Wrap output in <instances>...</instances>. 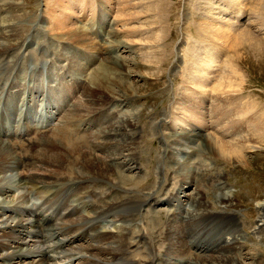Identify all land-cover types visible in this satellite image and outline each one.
I'll return each instance as SVG.
<instances>
[{"label":"rangeland","instance_id":"374dc122","mask_svg":"<svg viewBox=\"0 0 264 264\" xmlns=\"http://www.w3.org/2000/svg\"><path fill=\"white\" fill-rule=\"evenodd\" d=\"M3 1L0 0V12L3 13L0 14V20L4 17L12 19V23H9L14 24L13 29L16 28L14 32L19 33L14 34L19 40L18 45L14 46L15 52L10 54L12 57L9 55L6 57L0 56V61L2 59H10V63H12V60L15 59L19 51L25 58L23 60L26 63L23 64L24 61L19 58L13 66L9 64L8 67H12V72H10V77L7 76L5 81L15 82L14 84L17 85L20 93L28 90V85L32 86L33 94H36L31 98V103L33 102V106L36 109L40 108V103L44 100L48 101V104L50 102L52 104L55 103V101H58V95L61 93L64 95L70 90V84L71 86L75 84L72 83L70 75L71 72L73 78L76 77L71 70V64L76 63V66H78L79 62L84 63L88 71L94 72L96 67L104 62V58H98L97 53L94 52V46L78 44L74 40L73 42H70V40H60L52 32L45 31L39 22L42 14H47L50 18L53 12L59 14L61 12L65 14L68 12V14L72 15L74 23H83L82 25L91 36L89 41H93L91 45H98L102 49H105L110 39V34H104L103 30L107 32L108 29H111L109 25L112 23L123 34L122 38L134 42L139 47L134 53L130 50L123 52L126 58L130 60L131 58L134 59L131 68L132 75L121 82L124 84L122 85V89L126 93L124 98L134 96L133 99H130L132 105L128 109L136 110L138 126L140 127V132L136 136L138 147L135 166L138 169L132 170L130 174L144 176L139 182L137 186L138 192L135 194L145 195L146 193H153L152 196L154 198L150 200L152 206L143 208L142 214L140 213L137 216L139 227H136L134 222L128 223L133 230L129 234V238H131L133 243L124 247V250L128 252L127 256L132 260L135 259L134 261H143L148 255L150 257L153 254L166 256L168 241L164 239V236L170 223V217L173 215V211L171 212V210H174V207L171 209L170 204L163 200L179 188L177 192L181 189L180 196H184L182 199L187 203L190 200V194L194 191L193 189L198 187L202 192H207L205 194L202 193L203 197L209 200L214 208L220 209L223 204L218 202L217 195L221 191L219 184L222 179V181L225 180L224 182L227 187L235 194L234 202L228 209L240 214V232L243 236L242 243H240L242 245L241 256L244 258L246 264H264V226L257 233L253 231L255 223L259 219L257 205L264 201V149L248 151L246 153L240 150L242 155H245L250 161L249 166H242L238 162H229L214 152L205 153L202 149L191 150L189 155H186L184 146L177 145V140L181 139L173 136L171 126V122L177 116L187 117L188 120H191L189 121L192 124L198 125L197 122L201 119V113H203L205 114L203 118L206 119V126H209L207 128L209 132L217 135L219 131L223 130L225 133L228 132L225 139L232 140V133H235L233 125L236 123H233L232 119L234 115L232 113L235 114L237 111L228 113L227 115V109L223 113L220 109H223V102H225L224 91L227 87L224 81L229 71L228 59L235 58L234 64L237 71L238 66L236 65V53L235 56L231 51L227 54L224 39L220 38V35H217L216 31L224 28L226 30L231 29L232 32L239 34L243 31H249L263 44L261 48L260 45H255L254 49L247 47L244 50H240L242 54L244 53L243 55L247 60L244 62L242 68L240 67V74L245 81L243 82L244 92L239 97H243V104L240 105L242 106L240 109L245 113L247 112L244 119L247 124L245 125L246 129H244L246 133L250 135V132L257 129L256 132L260 131V133L264 134V0H11L13 3H7L8 6ZM11 6L12 10L10 9ZM9 9L11 10L10 12ZM115 20L116 22H114ZM47 26H50V24H46ZM213 30L215 34L212 32ZM29 35L32 36V40L36 37L35 43H37V47H26V42L24 43L21 40ZM23 43L25 45H22ZM13 54L15 55L13 56ZM70 57H74V59H70ZM4 60L0 63H3ZM48 60L54 64L51 66L49 63L50 67L44 69V65H46ZM32 63L37 64V67H34V72L30 73V68L33 67ZM68 66L70 72L67 70ZM23 67L24 69H22ZM25 70V74L27 75L24 74ZM19 74L22 77L18 76ZM11 77V80L8 79ZM86 80L85 83L81 82L85 87L89 83V78ZM204 88L212 90L211 98H205ZM191 89L196 91L197 94L194 102L191 100L189 103L184 100V97L191 93ZM40 90L42 92L46 90L44 95ZM78 93L80 92H72L70 103L62 105L59 109L52 105L54 107L52 109L59 112L58 116H56L57 118L53 121L54 124H59V122L62 124L67 118L65 115H70L72 107L78 105L77 100H80V97L83 95L82 92ZM20 97L22 98L23 95H20ZM239 97L234 98L237 102L234 105L242 103ZM19 98L16 99V103L20 101L21 98ZM49 99H52L54 102H49ZM61 99L65 100V95ZM61 99L59 102L62 101ZM219 99H222V105L219 104L221 102ZM107 107L104 108V111L109 110ZM253 107L255 108L253 109ZM66 110L69 112L67 113ZM112 110L114 109L112 108ZM186 114H189L191 118L186 116ZM188 120L186 121L187 123H189ZM20 122H17L16 118H14L11 123L9 121V124L14 127L17 124H26V120ZM47 127H38V129L45 130ZM38 133L41 134L39 135ZM35 134L31 132L25 136L27 139L34 140L32 139L33 137L42 141L43 137H38L43 136L44 132L36 131ZM201 139L197 142H204ZM43 140L45 139L43 138ZM19 141H21L19 138L14 139V142L22 144V141ZM183 142L185 141L183 140ZM262 142L264 145V141ZM29 148L30 146H28V151L26 150L28 152L26 155L30 154L32 157L34 153ZM20 150L22 151L21 148ZM20 150L18 149V151ZM22 154H25V151ZM191 154L194 157L190 161V164H187L184 161L190 159ZM182 155H185V157H182ZM179 159L181 160L180 166L179 164H175L176 160ZM31 167L21 166L19 170L22 174L42 172V170L39 171V167ZM200 170L204 171V173L203 177L199 178L198 172ZM220 170L225 172L224 179L221 177L220 179L217 176ZM190 171L194 176H197V183H193L191 188H183V191L181 188L183 176ZM52 189L55 191L58 187H53ZM21 190L25 192L24 188ZM60 190L57 197L60 199V202H71L76 198L75 195L69 194L70 192L66 189L63 191L61 188ZM14 193L17 195L19 190H15ZM176 193H173V195ZM33 198L39 202L44 199L40 193L33 195ZM155 198L158 199L156 200ZM148 199H151V197ZM21 209L23 212V208ZM17 214L19 212L13 213L14 216ZM20 216L26 217L23 214ZM74 216L72 218L75 220L80 214ZM110 219L102 217L101 220H104L102 225L113 229L114 223ZM57 222L62 225L65 222V218H61ZM83 225L84 223L80 222L78 224L79 227ZM220 232L221 236H227L230 233V231L226 232V230H221ZM143 233L146 243L140 242L138 244L139 234L142 235ZM150 237L155 238L154 244H149L148 241H151ZM78 240L76 239V241ZM26 241L23 248H29L31 251L44 249L42 245L52 244L51 241H45V238L40 237L29 236L26 238ZM79 241H81L79 244L86 245L87 247V242H83V240ZM208 243L210 248L206 245L205 249H203V244L199 246V249H203L200 253L203 255H218L220 252L215 246L216 242ZM64 245L70 246L71 249H74L75 246L69 245L67 242ZM187 249L190 252H194L195 250L189 247L188 244ZM73 252H56L55 258L51 263L65 264L70 262L72 259L71 253ZM88 252L90 251L88 250ZM84 253H86V250ZM10 258L8 257L3 262L7 263L10 261ZM31 259L28 256L18 258V261L14 258L10 263L27 264ZM210 262L206 259L203 264H211Z\"/></svg>","mask_w":264,"mask_h":264},{"label":"bare ground","instance_id":"6f19581e","mask_svg":"<svg viewBox=\"0 0 264 264\" xmlns=\"http://www.w3.org/2000/svg\"><path fill=\"white\" fill-rule=\"evenodd\" d=\"M3 2L5 4L13 3L11 0H4ZM10 9H13L12 6ZM10 9L9 12L11 11ZM0 14L3 13L0 12ZM71 16L72 15L68 14V12H66V14L63 12L60 14L53 12L50 18L47 14H42V17H40L41 19L39 18V22L45 31L52 32V34L60 40H70V42L74 40L78 42V44L81 43L94 46V52L97 53L98 58L103 57L104 62L96 67L94 72L88 71L84 63L82 64L79 62V67L76 66V63L73 65L71 64V70L76 76L75 78H73L68 66L67 70L70 72L72 83L76 84L72 86L70 84V91L82 92L83 95L80 97V100L78 99L79 101L77 100L78 105L72 107L70 111V115L72 116L65 115L67 118L63 123L61 121V126L54 128L51 133L45 130L41 137H38L41 133L35 136L38 138L43 137L45 140L42 138V141H40V139L38 140L32 137V139L37 141L25 139V143L22 142L23 144H20L10 139H5L3 138L5 135L1 136L0 134V264H15L10 263L12 259L16 258L17 260L25 256L32 258L27 264H47L53 257L50 251L48 249L31 251L29 248H23L27 242L26 238L29 236L36 238L46 237L47 232L52 236L58 232H60L61 235L64 231L71 234L63 238H58L56 240L57 245L60 243L64 245L65 242L69 245H73L77 242L76 239L88 243L86 248L90 251V260L82 261L80 264H203L206 259L211 261V264H246L240 253L242 249L240 243H242L243 237L240 232V214L228 209L234 202L235 194L227 187L224 182L225 180L222 181L221 178L225 176L223 170L218 171L217 175L219 178L221 177V181L219 179L221 191L217 195L218 202L223 204L220 209L214 208L210 201L203 197L204 195L202 193L204 192L198 187L193 189L194 191L190 194V200L187 203L182 199L184 196H180L181 189L174 195L172 193L171 197L166 198L168 202L172 204V207H174V210H171V212L173 211V215L170 217V223L167 226V231L164 236V239L168 241L166 256L151 254L152 256L149 257L148 255L146 259L143 258L145 259L143 261L141 259V261H134L135 259L132 260L127 256L124 247L133 243L131 238H129V234L133 230L128 223L134 222L135 226L139 227L137 216L140 213L142 214V209L149 205L151 203L150 200L154 198V196H152L153 193L136 195L135 193L138 192L137 186L144 176H134L130 174L132 170L138 169V167L135 166L138 147L136 136L137 133L140 132V128L138 126V115L136 110L128 109V107L132 105L130 99H133L134 96L124 98L126 93L122 89V85L124 84L121 83L124 79L132 75L131 68L134 59L131 58L130 60L126 58L123 52L130 50L134 53L139 47H137L134 42L122 38L123 34H121L120 30L118 31V28L110 22L109 28L111 29H108L107 32L103 30L104 34H110V39L105 49L98 47V45H91L93 41H89L91 36L82 25L83 23H74ZM4 18L0 20V56L6 57L9 55L12 57L10 54L15 52L14 46L18 45L17 43L19 40L14 33L18 32H14L16 28L13 29L14 24H11L12 19ZM5 22L7 23L2 25ZM114 22H116V20ZM46 24H50V26H47L48 28L50 27L49 30ZM214 30L212 32L215 34ZM216 32L217 35H220V38L224 39L227 47V54L231 51L235 56L236 53V65L238 66L239 72L235 68V58L228 57L229 71L224 81L227 89L224 91L225 102H223V109H220L222 113L227 109V115L228 113L237 111L235 114L232 113V115H234L232 119L233 123L236 122L233 125L235 133H232L233 136L229 133L232 136V140H226L225 138L228 132L225 133L221 130L217 135L209 132L207 129L209 126H206V119L203 118L205 114L201 113L202 116L197 122L198 125L192 124V122H190L191 120L189 119V121L187 117H175L171 122L173 136L181 139L177 140V145L184 146L186 155H189L191 150L202 149L205 153L214 152L216 155L221 158L223 157L224 160H228L229 162H238V164L240 163L242 166H249L250 161L245 155H242L240 150L246 153L248 151L264 149V145L262 144V141H264V134L260 133V131L256 132V128V130L250 132V135L244 130L246 129L245 125H247L244 121L247 112L245 113L240 109L242 107L240 105L243 104V97L240 98L239 96L244 92L243 82L245 80H243L240 74V69L247 58L240 50H244L247 47L254 49L256 47L255 45H260L261 48L263 44L249 31H243L239 34L232 32L231 29L226 30L223 28L220 30L218 29ZM31 37L32 36L29 35L21 40L24 41V43L26 42V47H37V43H35L36 37L33 40ZM112 38L115 40H112ZM24 43L22 45H25ZM107 54L108 56H106ZM14 55L15 54H13V56ZM19 58L22 60L25 59L18 51L12 63H10V59H2L4 62L0 63V131L2 127L1 121L6 118L3 117V114L6 115V104L9 105V103H13L12 115L17 116L18 121L27 117V110L28 113L31 112L33 114V118L40 113L38 109H34L33 102L31 103V98L36 94H33L34 91L32 86L28 85V90L20 93V90L17 89V85L14 84L15 82L5 81L10 72H12V67L10 66H13ZM71 58L74 59V57H70V59ZM23 61L24 64L25 60ZM49 63L51 66L54 64L48 60L46 65H44V69L50 67ZM9 64L11 65L8 67ZM34 67H37V64H33V67L30 68V73L34 72ZM22 69H24V67ZM18 76H20V74ZM87 78H89V83H87L85 87L82 83H85ZM8 79L11 80L12 77ZM7 85L9 86L8 88ZM236 86H238L239 89H237L238 87ZM204 89L205 98H211L212 90L208 88ZM45 91L42 92L40 90L43 95ZM190 92L189 95L184 97V100L189 103L191 100L194 102V98L197 94V92L192 89ZM49 94L51 93L49 92ZM66 94L67 93L64 95ZM20 95H23V97L21 98ZM64 95L61 93L58 97H63ZM19 97L21 100L25 98V104H27L28 107H26L24 103L20 106L15 103L17 102L16 99ZM236 97H239V100L242 102H240L241 104L236 105ZM52 99H49V102L53 101ZM222 99H219L221 101L219 102L220 105H222ZM59 100L60 99H58V101ZM235 102L236 104L234 105ZM49 104L59 105L57 101L53 104L50 102ZM106 107L109 110L104 111ZM112 108L114 110H112ZM254 108L255 107H253V109ZM187 112L189 113V111ZM42 114L43 113H40L41 116ZM186 116L191 118L189 114H186ZM186 119L189 123L186 122ZM26 120H28V118H26ZM17 131L18 129H15V132ZM32 133L35 134V132ZM24 138L27 137L25 136ZM201 138L204 142L198 143ZM183 140L185 142H183ZM28 146H30V151L34 153V155L32 154V158L30 154L27 156H23L22 154V151H25V154L28 153L26 152V150L28 151ZM18 149L20 151H18ZM182 157H185V155H182ZM193 157L194 155L191 154L190 159L184 162L190 164ZM179 160H176L175 164H179L180 166L181 160ZM22 165H30L33 166V168L39 167V171L42 170V172L22 174L19 170ZM203 173L204 171L202 172L201 170L198 172L199 178L203 177ZM196 177L197 176H194L191 171L185 174L183 176L181 188H191L193 183H197L198 179H196ZM53 187H58V189L53 191ZM23 188L25 192L21 190ZM61 188L63 191L66 189L70 192L67 193L73 194V196L75 195L76 198L71 202L81 203L82 205L80 206V204H77L73 206L71 208L72 210L70 209L71 211L68 213L70 216L79 213L80 216L77 219L74 220L73 218L68 220L67 224H63L56 229L58 224L52 222L50 207L44 210L42 205L37 204V202H33L30 206L28 201L32 200L33 195L40 193L41 197L45 198L46 202H53V204L56 205L59 202L55 199H57ZM15 190H19L17 195L14 193ZM188 194L185 195L189 196ZM149 197H151V199H148ZM176 203L178 204L176 205ZM73 204L74 203H71L69 205L71 206ZM54 205L51 207L54 208ZM60 206H62V204ZM257 207L259 219L253 227L255 233L264 226V201L258 203ZM21 208H23V212ZM62 210L63 208L60 210V213H63ZM14 212H19V214L14 216ZM22 214L26 215V217L23 218L20 216ZM102 217L111 218L110 221L114 223V228H106L101 225ZM78 222L84 223V225L75 229L72 225ZM82 229H84V231L79 232ZM221 230H226V232L230 231V233L228 232L229 235L226 234L227 236H221L219 234ZM150 238L151 241H148L149 244H154L155 238ZM144 240V233L142 235L139 234V241L137 243H146ZM212 240L216 242L215 246L220 253L218 255L201 254L200 251L205 249V246L209 244L208 242ZM187 244L189 247L195 249L194 252H190V250L187 249ZM201 244H203V249H199ZM5 249L10 253H2V250ZM7 256H11L9 259L10 261L4 263L3 260L5 261V259H8Z\"/></svg>","mask_w":264,"mask_h":264}]
</instances>
